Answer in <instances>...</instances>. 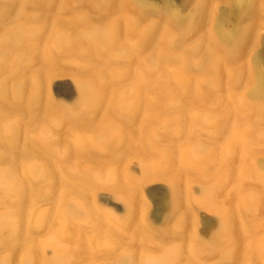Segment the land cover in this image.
Listing matches in <instances>:
<instances>
[{
	"label": "rangeland",
	"instance_id": "obj_1",
	"mask_svg": "<svg viewBox=\"0 0 264 264\" xmlns=\"http://www.w3.org/2000/svg\"><path fill=\"white\" fill-rule=\"evenodd\" d=\"M137 1L106 8L107 0H69L40 41L51 63L36 60L24 72L40 70L46 81L39 113L26 109L30 82L25 107L11 92L0 113V173H12L24 193L17 206V190L0 184V216L27 225L35 242L0 247V261L12 254L20 264L36 245L43 258L55 252L68 264H124L129 255L135 264H264V95L253 96L264 48L254 42L230 58L232 39L199 68L232 0H147L174 14L173 22ZM200 3L210 15L192 29ZM250 23L262 39L261 7L253 19L235 17L223 29ZM92 28L118 30L105 60L91 51L92 39L72 41ZM4 33L0 26V39ZM19 79L11 66L0 68V83L13 88ZM79 82L99 84L97 105L82 100ZM10 151L14 161L3 156ZM169 187L181 201L165 221L156 198ZM60 228L74 236L60 243L67 250L42 245Z\"/></svg>",
	"mask_w": 264,
	"mask_h": 264
},
{
	"label": "bare ground",
	"instance_id": "obj_2",
	"mask_svg": "<svg viewBox=\"0 0 264 264\" xmlns=\"http://www.w3.org/2000/svg\"><path fill=\"white\" fill-rule=\"evenodd\" d=\"M69 0H0V26L5 28V33L0 39V68L6 65L11 66V76L20 77L15 86L11 88L6 82L0 83V98L3 101V106L0 108V113L8 109L10 103L11 92L16 99L14 103L18 107H25L23 103L24 92L28 82L32 84L33 93L31 101L27 104L26 109L28 114L37 115L39 108H41V100L46 90V81L40 70L36 71L31 76L24 74L25 70L31 68L36 60H40L43 66L49 65L52 61L50 51L40 44V41L46 34L53 18H56L57 11L68 7ZM168 6L171 1L163 0ZM114 0H107L105 7L112 6ZM138 4L144 9V12H157L159 11L169 21L176 20L175 15L169 10H159L158 7L150 4L147 0H138ZM35 7V12L32 14L27 13L28 7ZM264 11V0H232L230 5L222 10L219 14L216 23V33L211 37V45L206 49L203 58L195 65L199 68L204 67L208 61L213 57L214 50L221 48L225 42L233 39L232 48L230 49V58H235L240 55L250 44L254 42L260 43L262 49L264 48V37L258 39L254 35L253 24L250 23L240 30L225 31L224 26L233 18L240 20L253 19L259 12V8ZM209 11L206 3H200L196 8L193 17L192 29L200 27L209 18ZM57 21V20H56ZM37 22V25L35 23ZM11 23H16L11 26ZM118 34L117 28L106 30L103 28H92L87 32L78 33L72 41H85L92 39L91 51L99 60H105L107 56L106 45L114 40ZM151 36V35H150ZM64 42V39H59ZM68 43H71V41ZM196 50V49H194ZM261 50L256 52L255 61L260 62ZM256 84L253 89L254 97H262L264 95V72L257 69ZM79 92L83 101H87L89 107L97 105L103 98L99 84L95 82H79ZM75 110L71 113L75 114ZM8 129L14 133L13 126ZM13 148L16 142H13ZM4 157H8L14 161V156L11 153H4ZM48 173V171H45ZM53 174L54 171L50 170ZM72 178V177H70ZM76 179L73 178V182ZM86 183L88 184L89 178L86 176ZM0 184L17 190V206L22 199L23 190L18 189L14 183L13 174L10 172L0 173ZM167 195L156 196V201L164 209V220H170L178 210V205L181 201V196L176 188L169 187ZM158 194V193H156ZM74 214H78L79 208L71 207ZM32 231L27 225L21 224L12 215L0 216V247H9L13 251L21 247V245L28 243L33 244L35 241L31 236ZM218 236V235H216ZM74 236L69 229L60 228L59 234H53L50 238L42 242V245L49 248H56L67 250L65 246L61 245L64 242L74 241ZM58 242V244H56ZM61 243V244H60ZM39 247L36 245L30 246L29 250L23 255L20 264H68L71 259L65 255L58 253L53 254L51 260L43 258L38 254ZM114 252V250H112ZM5 257L0 261V264H12L13 255ZM50 259V258H49ZM73 261V260H72ZM124 264H135L133 256H125L122 261ZM72 264V262H71Z\"/></svg>",
	"mask_w": 264,
	"mask_h": 264
}]
</instances>
